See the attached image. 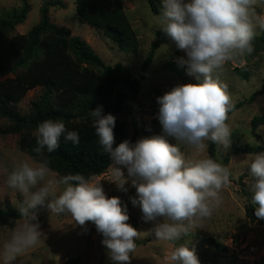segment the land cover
<instances>
[{
  "label": "clouds",
  "instance_id": "9594fccd",
  "mask_svg": "<svg viewBox=\"0 0 264 264\" xmlns=\"http://www.w3.org/2000/svg\"><path fill=\"white\" fill-rule=\"evenodd\" d=\"M257 0H162L158 26L171 38L177 49L186 53L180 63L196 83L173 87L158 97L159 119L164 132L176 138L170 144L163 136L142 138L135 145L125 140L113 148L116 117L103 115L101 107L89 111L98 142L107 152L120 177L117 185L123 189L127 182L118 165L127 168L133 177L138 200L146 221L162 222L153 229L157 241L175 242L190 234L200 222L210 218L220 204V190L231 183L230 170L212 158L186 159L181 144L196 151L205 148L204 141L228 149L231 129L226 123L234 108L227 84L219 78V70L229 61L242 58L253 51L255 27L264 28V18L257 16ZM43 155L55 151L63 136L74 146L80 143L78 132L66 129L63 120L45 119L33 133ZM254 178L249 184L252 203L258 205L255 216L264 219V151L258 152L248 165ZM43 182L37 191L30 189ZM10 188L20 191L25 201L18 208L19 223L0 252L2 264H13L18 255L35 247L44 235L37 214L31 209L45 204L51 213L68 214L83 226L93 222L103 234V243L118 264H130L136 240L141 233L127 223L129 215L119 197H107L100 181L83 174H68L57 178L48 161L19 163L8 176ZM65 185L59 195L56 189ZM167 264H200L194 248L186 243L175 247L165 256Z\"/></svg>",
  "mask_w": 264,
  "mask_h": 264
},
{
  "label": "rangeland",
  "instance_id": "374dc122",
  "mask_svg": "<svg viewBox=\"0 0 264 264\" xmlns=\"http://www.w3.org/2000/svg\"><path fill=\"white\" fill-rule=\"evenodd\" d=\"M21 1L0 0V12L19 7ZM63 1L66 3L65 9L51 11L52 22L70 30L73 36L85 40L108 65L118 63L126 65L139 79L151 45L156 41L158 34L164 32L157 23L159 16L153 14L148 1H124L126 13L140 41V48L136 53L120 51L100 30L81 24L76 11L77 0ZM30 3L32 10L27 21L18 27L19 34L28 33L40 20L41 0H30ZM158 3L162 5V0ZM254 7L256 15L264 18V0H257ZM263 31L264 28L257 24L255 34L261 35ZM180 58L186 59V53L177 49L172 40H169L157 52L152 66L146 73V78L141 80L142 86L133 110L126 111L120 116L121 120L127 122L130 136L137 127L141 139L159 135L170 144L178 143L175 137L164 132L159 119L158 97L177 85L197 82L194 76L188 74L187 65L179 62ZM238 60L239 58L227 62L223 69L219 70V78L227 84L234 104L245 101L264 84V54H259L250 60L245 55L241 58L240 64ZM171 63L180 67L179 71L167 68ZM238 66L247 67L250 80L243 81L236 76L234 69ZM9 77L1 79L5 80ZM41 93L40 87L29 91L17 106L18 111L26 114L32 102ZM261 114H264V95L258 97L253 103H247L228 119L227 124L232 133L231 143L227 150L219 145L217 155L221 160L229 158V168L232 172L231 183L220 190V204L211 217L200 222L188 236L182 237L181 240L157 241L153 229L157 223L162 222V218L146 221L139 204L132 203L133 198L138 200V195L132 183L134 178L128 176L126 167L117 166L121 168L127 181L123 189L116 183L119 182L120 177L114 172V166L106 174L93 179L100 181L107 197L120 198L121 204L126 206L129 215L127 223L141 233L140 238L136 240L137 247L131 254L130 264H167L165 256L184 243L189 248L195 249L200 264H264V225L252 222L246 213V205L253 195L247 182L254 180L248 165L254 155H240L235 150L243 144L257 145L259 143V140L252 135L250 124L255 115ZM6 125L5 121L0 120V126L5 128ZM258 133L264 138V128H261ZM19 141L20 135L0 136V208H4L6 203L18 207L25 201L24 194L10 188L7 184L8 176L13 169L24 160L37 164L27 153L20 150ZM204 144L205 148L202 151H196L184 144L180 147L186 159L195 161L209 158L208 141H204ZM52 173L57 178L61 177ZM42 186L43 182L30 191L35 192ZM64 187L65 185H59L56 194L59 195ZM50 199V197L47 198L44 205L30 210L37 214L40 230L44 235L35 247L18 255L13 264H118L111 259V252L103 243L105 237L97 230L93 222L89 221L81 226L68 214L51 213L47 207ZM19 223H22V220L0 224V252ZM215 243L221 246L217 248L214 246Z\"/></svg>",
  "mask_w": 264,
  "mask_h": 264
},
{
  "label": "trees",
  "instance_id": "16d2710c",
  "mask_svg": "<svg viewBox=\"0 0 264 264\" xmlns=\"http://www.w3.org/2000/svg\"><path fill=\"white\" fill-rule=\"evenodd\" d=\"M124 1L127 0H77L78 20L81 24L100 30L120 51L136 53L140 41L126 13ZM147 1L153 14L160 16L162 5L158 3L159 0ZM41 2L40 20L26 34H19L17 29L28 19L32 10L30 0H22L19 7L0 12V120L7 124L5 128L0 126V136L20 135V150L36 163L46 159L51 171L61 177L80 173L86 179H94L106 174L113 161L98 142L89 111L101 107L103 115L110 113L116 117L113 148L125 140L135 145L141 139L139 130L135 127L130 136L128 124L120 116L133 110L142 86L141 80L146 78L157 52L171 38L165 32L158 34L138 79L130 67L120 63L108 65L85 40L52 22L51 11L66 8L63 0ZM252 43L254 51L246 54L248 60L264 54V31L261 35L255 34ZM241 62L239 58L238 63ZM167 68L180 69L172 63ZM234 73L243 81L250 80L246 66L236 67ZM3 77L9 78L2 80ZM39 87L42 93L32 102L30 110L22 114L17 106L29 91ZM262 95L264 84L251 97L234 104L228 119ZM45 119L63 120L67 130L78 132L79 145L65 142L62 136L55 151L49 153L45 148L43 155L37 154L34 151L37 143L33 133ZM250 125L252 135L259 143L240 145L235 149L237 154L255 155L264 151V138L258 133L264 128V114L255 115ZM218 146L208 141V156L229 168V158L219 159ZM242 179L241 176V184ZM250 200L246 205L247 216L252 222L264 225V219L255 216L258 205ZM19 207L6 203L4 208H0V224L20 220ZM214 246L219 248L221 245L215 243Z\"/></svg>",
  "mask_w": 264,
  "mask_h": 264
}]
</instances>
